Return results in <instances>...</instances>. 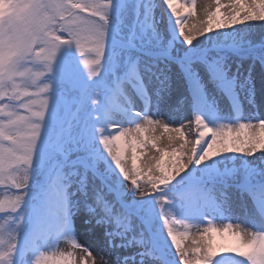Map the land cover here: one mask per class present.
I'll return each instance as SVG.
<instances>
[{
    "label": "snow or ice",
    "instance_id": "6c2138e0",
    "mask_svg": "<svg viewBox=\"0 0 264 264\" xmlns=\"http://www.w3.org/2000/svg\"><path fill=\"white\" fill-rule=\"evenodd\" d=\"M215 4L189 28L196 0L184 15L174 0H0V264H96L94 247L102 264H264V116L242 111L264 109V0ZM181 108L195 143L163 124L185 143L158 147L151 110ZM249 202L250 227L200 231Z\"/></svg>",
    "mask_w": 264,
    "mask_h": 264
},
{
    "label": "rangeland",
    "instance_id": "374dc122",
    "mask_svg": "<svg viewBox=\"0 0 264 264\" xmlns=\"http://www.w3.org/2000/svg\"><path fill=\"white\" fill-rule=\"evenodd\" d=\"M199 1V3H198ZM196 3V8H202V0H198ZM190 0H174V4L175 6L180 10V15H184L185 9H188V7L190 6ZM211 6L209 7L208 3H205L204 5V9H206L207 11H213L216 8V4H215V0H210ZM209 3V4H210ZM228 4V0H222V8L223 5ZM166 7V6H165ZM207 13V12H206ZM194 18V16H193ZM206 20V19H205ZM204 22V21H203ZM261 33V32H260ZM259 33V35H260ZM259 35L257 37L254 38V36H251L252 39L258 40ZM201 39H203V37H201ZM81 67L83 68V64L81 63ZM84 74L85 76L87 75V69H84ZM97 92H99V90L97 89ZM73 95V93L71 92V86H69V96ZM95 99H99V96L95 97ZM90 107H94V105L90 104ZM186 111V110H185ZM184 111V112H185ZM176 112V111H174ZM186 113H188V111H186ZM97 115H99L97 113ZM193 123V122H192ZM111 128L108 129V131ZM193 136V135H192ZM144 151V150H143ZM131 152H129V154H127L128 159L126 162V166L131 168L132 167V159H131ZM138 155H142V159L138 160L136 163L144 170V172H147V167L149 166V164H147V162H145V158H144V154L141 152V150H138ZM153 168L155 167V165H151ZM148 181V176L145 174L142 177L141 180V189H151V186L147 183ZM131 184L130 182H128V188L129 191H131ZM11 195V191H9L8 189H5L3 187H0V198H4L5 196ZM141 197L138 195L137 199H140ZM243 206V205H242ZM250 210H251V203L249 202L247 205H244L243 208H235V206H233V209L230 213H225L224 216H220L217 214H212L209 213L206 217H205V223L200 224V231L203 230L204 227L207 226V221L211 220L213 223H215L216 225L218 223L224 224L227 222H232L234 224L239 223L241 224L242 227H250V221H251V215H250ZM244 212V214H242ZM247 214H248V218H247ZM2 215V214H0ZM0 223H3V220L0 219ZM193 234H196V230L193 229ZM90 233L87 232L86 230L83 229V227H77V240L80 243L85 244L86 246L91 242L90 241ZM192 238V237H190ZM229 242H234L231 240V237L229 239ZM72 251V244H71V238H62L60 240V242L58 243V245L56 246V250H50L48 252L49 255H54L55 258H59V254L61 252L67 254L68 252ZM93 256L96 257V264H102L101 261V257L104 258L105 261H107L109 259V256L106 255V253L104 251H100L98 249H96L95 247L93 248Z\"/></svg>",
    "mask_w": 264,
    "mask_h": 264
},
{
    "label": "bare ground",
    "instance_id": "6f19581e",
    "mask_svg": "<svg viewBox=\"0 0 264 264\" xmlns=\"http://www.w3.org/2000/svg\"><path fill=\"white\" fill-rule=\"evenodd\" d=\"M197 2V1H196ZM202 8H196V15L193 17H191L188 20V26L189 28L192 27V25H197V27H199L203 21H205V19H207V14L210 11H207L206 9H204V5L205 3H208L209 7L211 6L210 0H202ZM199 3V1H198ZM210 3V4H209ZM223 13H226L227 11H229V8H222L221 9ZM213 11V9H212ZM207 12V13H206ZM261 32V29L256 26L251 30V36L257 37L259 35V33ZM199 39H201V37H198ZM247 107L249 108L250 111L255 112V109H253V107L251 105H249L247 103ZM185 109V108H181L180 110ZM259 112L261 114V116H264V109L263 110H259ZM177 116V117H175ZM151 118L152 119H159L162 121L161 125L159 126H154L155 127V131H149L148 135L151 137L153 135H155L158 139H157V143H158V147L165 149L167 151H171L173 148H179V146L183 143H185V140H181V139H177L171 142H169L168 140V136L169 135H173V136H177L178 134L173 131V132H165L163 129V124H171L173 128L179 127L181 124L184 125L183 127V131L185 133V137H186V141H187V148L190 149L193 144L195 143V138L193 135V129L191 130L190 125H189V119L186 115H183L182 113L180 115H175L174 112L169 113L167 111H160L159 113L154 112L153 114H151ZM144 123V122H142ZM193 135V136H192ZM131 152V150L128 151ZM144 154V158H145V162H147V164L149 165H155L156 161L160 159V157L162 156V153H158L155 151V149H146L143 151ZM138 155V152H137ZM155 157L156 159L153 160L152 158ZM172 159V157H164V160L167 162L168 160ZM167 166V164H166ZM235 208L237 209V207L239 208H243V206L239 203L234 205ZM244 214V212L242 213ZM247 218H248V214H247ZM221 223H218L217 226H220ZM203 231V230H202ZM201 231V232H202ZM213 239L217 242H229L230 236L229 234L225 233L224 237H221L219 233H212L211 234ZM191 238H189L188 242L190 244Z\"/></svg>",
    "mask_w": 264,
    "mask_h": 264
}]
</instances>
